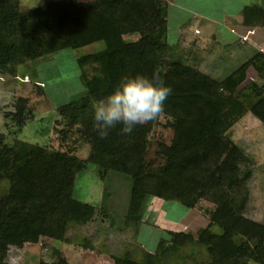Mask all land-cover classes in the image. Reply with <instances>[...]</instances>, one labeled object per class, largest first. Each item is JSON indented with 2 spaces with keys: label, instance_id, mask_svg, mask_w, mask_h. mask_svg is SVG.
<instances>
[{
  "label": "trees",
  "instance_id": "obj_1",
  "mask_svg": "<svg viewBox=\"0 0 264 264\" xmlns=\"http://www.w3.org/2000/svg\"><path fill=\"white\" fill-rule=\"evenodd\" d=\"M245 23L263 24V9L247 8ZM132 33L140 37H124ZM100 41L105 43L103 50L77 59L80 78L93 100L109 94L128 75L159 73L172 88L162 112L171 117L169 126L174 129L171 145H161L165 164L156 171L146 162L148 124L138 125L130 135L118 125L101 139L93 128L92 111L85 113L84 97L60 105L61 117L75 118V112L82 111L79 131L91 146L89 155L80 158L75 141L67 135L62 150L20 139L13 145L0 143V264H11L6 260L10 245L38 243L41 237L63 241L71 224L93 219L96 207L73 195L76 175L89 163L100 165L102 175L111 168L131 176L135 192L187 208L202 197L210 198L217 208L213 223L222 233L199 231L198 240L212 254L208 264H264V225L244 216L251 174L248 159L226 136L247 113L264 124V87L250 82L248 73L251 68L256 77L264 78V54L256 53L219 82L193 66L162 61L170 46L164 0H59L25 12L19 0H0V74H14L16 65L26 60ZM86 66L92 67L91 76L84 71ZM28 103L23 98L16 103L20 129L27 120ZM258 227L256 247L237 243L236 236L249 237ZM192 239L191 233L173 229L161 238L178 248ZM152 257L148 253L145 261H138L125 255L114 264H155Z\"/></svg>",
  "mask_w": 264,
  "mask_h": 264
},
{
  "label": "rangeland",
  "instance_id": "obj_2",
  "mask_svg": "<svg viewBox=\"0 0 264 264\" xmlns=\"http://www.w3.org/2000/svg\"><path fill=\"white\" fill-rule=\"evenodd\" d=\"M56 1L59 0H19V6L25 12ZM79 1L91 3L94 0ZM124 37L137 40L140 34ZM104 48L102 41L78 49L66 48L37 61L19 63L14 74H0V143L13 145L16 140L23 139L51 150H62L66 148L63 140L67 135L70 142L75 141L78 156L86 159L91 146L79 131L83 128L80 120L82 111L75 112V118H65L58 110L60 105L84 97L87 100L85 113L91 114L93 99L82 83L77 59ZM212 54L188 53L172 43L162 53V61L166 65L178 61L182 65L193 66L219 82L240 66L233 70L231 67L222 68L218 62L215 63ZM84 71L88 76L93 74L91 66H86ZM29 76L30 79L26 78ZM249 77L250 82L264 87V80L256 78L253 69ZM234 93L247 101L239 91ZM20 98L29 102L24 110V117L29 122L23 133H19L22 128L19 117L15 115ZM171 121L169 115L161 113L155 120L146 122L150 127L146 162L156 171L165 164L160 155L161 145L170 146L174 138V129L169 126ZM226 136L243 150L248 159L246 164L251 174L244 216L264 225V124L252 113H247L227 131ZM103 173L100 165L89 163L76 175L74 197L96 207L91 221L71 224L63 241L41 237L38 243H25L21 247L10 245L6 260L11 264H40L42 261L114 264L116 258L125 255L145 261L147 254L151 253L155 264H208L212 261V254L207 245L198 240V235L204 228L213 234L222 233V228L213 223L217 209L213 200L202 197L193 208H187L177 201L133 191L131 176L123 172L110 168ZM170 229L191 233L194 239L185 247L178 248L161 240ZM259 229L249 237L236 236L237 243L256 247L260 240ZM246 264L257 263L249 261Z\"/></svg>",
  "mask_w": 264,
  "mask_h": 264
},
{
  "label": "crops",
  "instance_id": "obj_3",
  "mask_svg": "<svg viewBox=\"0 0 264 264\" xmlns=\"http://www.w3.org/2000/svg\"><path fill=\"white\" fill-rule=\"evenodd\" d=\"M164 7L168 41L179 49L188 53H214L212 58L217 65L232 70L256 53L264 54V23H245V10L264 11V0H164ZM251 71L250 68L248 73ZM28 122L19 133L24 132Z\"/></svg>",
  "mask_w": 264,
  "mask_h": 264
},
{
  "label": "clouds",
  "instance_id": "obj_4",
  "mask_svg": "<svg viewBox=\"0 0 264 264\" xmlns=\"http://www.w3.org/2000/svg\"><path fill=\"white\" fill-rule=\"evenodd\" d=\"M172 91L159 73L121 77L113 91L92 101L93 128L101 139L118 125L123 134L130 135L138 125L158 118Z\"/></svg>",
  "mask_w": 264,
  "mask_h": 264
},
{
  "label": "built area",
  "instance_id": "obj_5",
  "mask_svg": "<svg viewBox=\"0 0 264 264\" xmlns=\"http://www.w3.org/2000/svg\"><path fill=\"white\" fill-rule=\"evenodd\" d=\"M199 30H197L196 32H198Z\"/></svg>",
  "mask_w": 264,
  "mask_h": 264
}]
</instances>
